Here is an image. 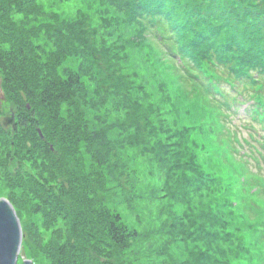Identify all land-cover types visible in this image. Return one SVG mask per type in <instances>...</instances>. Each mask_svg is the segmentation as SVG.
Here are the masks:
<instances>
[{
	"label": "trees",
	"instance_id": "trees-1",
	"mask_svg": "<svg viewBox=\"0 0 264 264\" xmlns=\"http://www.w3.org/2000/svg\"><path fill=\"white\" fill-rule=\"evenodd\" d=\"M247 2L237 9L218 0L169 2L170 8L160 5L159 12L146 6L141 14L128 12L137 36L121 37L123 21L113 26L110 21V41L100 44L87 17L48 22L42 30L54 40L56 52L41 62L32 42L39 25L29 27L40 7L34 0H0V90L16 94L23 106L19 125L8 106L7 124L17 130L12 137L17 151L27 148L29 159L40 166L36 174L19 176L20 156L9 154L12 141L0 127V154H8L5 181L13 194L19 190L24 212H42L44 230L58 218L65 229L54 231L47 244H41L37 232L22 236L31 259L37 262L43 253L48 264H135L138 258V264H264V175L249 171L244 148L247 144L251 153L264 148V7L253 11ZM147 31L163 47L160 60H169L175 72L174 81L155 82L160 105L145 99L138 84L143 77L132 61L136 56L145 63L155 60L151 51H142ZM64 55L78 58L80 66L77 74L63 71L62 80L57 67ZM101 64L108 79H101ZM81 76L93 84L92 92ZM175 83L181 93L207 99L196 124H187L175 110L180 108L174 104L180 94L172 93ZM21 91L24 97H18ZM90 93L98 96L92 104L99 125L85 119ZM108 95L117 96L124 128L134 135L121 137L122 127L117 136L109 133L115 121L104 108ZM148 114L155 122L145 137L154 142L149 147L141 143L139 153L165 171L169 200L184 205L180 214L169 205L163 210L158 248L144 245L149 240L140 222L134 226L136 219L129 220L131 226L117 206L122 203L132 213L141 200L136 199L142 195L140 177L123 149L125 143L132 147L142 141L138 120L150 123ZM234 118L239 124L234 122L231 133ZM240 128L246 137L239 135ZM217 137L221 144L214 143ZM13 194L10 201L18 207ZM154 213L159 216L157 209ZM172 245L180 246L182 260L173 257Z\"/></svg>",
	"mask_w": 264,
	"mask_h": 264
},
{
	"label": "rangeland",
	"instance_id": "rangeland-1",
	"mask_svg": "<svg viewBox=\"0 0 264 264\" xmlns=\"http://www.w3.org/2000/svg\"><path fill=\"white\" fill-rule=\"evenodd\" d=\"M193 0H34V2L40 7L41 11L38 15V17H33L31 19L32 23L29 27L31 28L32 26L39 25V30L37 32V37L35 39H32V42L34 44V52L37 58L43 62L44 57L47 54H52L56 52L55 48V42L51 37H47L44 35L43 26L47 25L48 22L53 23L55 20L59 21H64V22H71L73 19L78 18L79 16H82L84 18H88L90 20L91 24H88L92 30L95 32L97 35L95 41L97 44L102 43L103 41L105 43H109V31L112 32V28L110 27L113 24L118 23L121 24L120 21H123V27L118 30V34L123 37V35H128L131 38L134 36H137V33L134 32L135 29V23H134V18L130 17L128 15V12L135 11L138 14H141L143 12V8L146 6L148 9L153 8L157 12H159L158 7L162 5H166V10L170 8L169 2L177 3L179 5H184L187 2H190ZM220 3H223V6L225 4H232L234 5V8L237 9V7L240 6H245L247 0H218ZM251 5H253L254 10L253 11H261L258 10V8L264 7V0H250ZM237 6V7H236ZM161 10V9H160ZM47 16L46 18H44ZM13 18L16 20H19L20 15H15L13 12ZM111 21V25H110ZM260 22V21H259ZM37 30V29H36ZM35 31H33L34 33ZM50 38V39H49ZM31 41V39H30ZM143 42H146V48H142V51L144 49L145 51H151L153 56L155 57V60L152 63H145L144 59L142 56H136L135 60L132 59L135 69L139 75H142L143 78H141L138 81V84L141 85V92L142 94L145 95V99L148 101H154L155 103L153 104H158L161 101V95L157 91L156 88V83L160 80L163 81H174V75L175 72H173L172 69L169 68L170 66V61H163L160 60V55H163V47H161L160 44H158L154 38L153 35H150V32L147 31V40H143ZM37 45V46H35ZM63 61L59 67H57V73L60 79L65 80L63 76L61 75L63 71H67L71 74H77L79 71V64L80 60L76 57H70V55L67 57L64 55ZM160 60V61H159ZM101 74L102 77L101 79H108L107 76H104V70L105 67L101 64ZM167 75L168 79L165 78ZM81 80L85 81V85L88 91H93V84H91L85 77H80ZM178 83L173 84L175 86L174 91L172 93L177 94L179 92L180 94L177 96L175 100V105H179L178 113L181 114V117L184 122H187V124L193 125L196 124L201 120V115L203 114V107L207 105V99L205 98L204 95L200 94H194L191 96H187L184 93H181V87H178ZM1 86V83H0ZM181 86V85H180ZM1 89V88H0ZM21 97H24V94L22 91L20 94H18ZM97 95L96 94H89L87 96V101L88 104L86 107H84V113H85V119L89 122L90 125H99L98 120H96V116H93V114H97V110H95L94 105L92 102L97 100ZM117 96L113 95H108L106 102H105V107L107 110V114L110 118L111 121H115V128H110L109 133L112 136H117V133L119 132L120 127L124 129L122 132L121 137L127 138L129 135H134L135 132L131 128H127L126 124L122 123L125 117V112L122 110L121 105L119 102L116 101ZM8 101V102H7ZM115 103H114V102ZM7 102V103H6ZM26 104L24 102L22 105ZM189 107H187V105ZM4 105V106H3ZM11 106L13 109L14 115L16 116V123L21 122L20 116H22V111L23 109L21 107V102H19L16 94L9 95L3 94V91L0 90V127L4 128V131L6 134L8 133L10 141H12V137L14 134H16L17 130L14 128L13 125H8L7 122L9 121L11 114L9 112L8 106ZM160 105V104H158ZM7 107V108H6ZM91 107V110H90ZM10 108V107H9ZM65 108V106H63ZM180 110V111H179ZM101 113V111H100ZM119 115V116H117ZM63 117H65V114L63 113ZM93 118V120H92ZM180 116L176 114V120ZM147 119L150 123H147L144 125L143 120H138V123L140 124V136L142 138V141L139 144H135L132 147H129L127 143H125V148L123 149L124 155L127 156L128 160L130 163L132 162L135 168L136 175L140 177V180L138 179V183L142 188H139L142 190V195L139 198L136 199H141L140 201L137 200L135 204V210L136 212L128 213L125 209V206L120 203L118 206V209H120V212L123 213V215L128 217L129 219L127 220L128 223L131 225V222L133 223L134 226H136L139 222L138 228H144L142 229L143 231L146 232L147 234V239L149 241H145L144 245L147 246L148 242V247H153V248H158L160 245H155L157 241L156 237V232L158 231L159 223L163 221L165 218V210L166 207L172 206L171 207V212L174 211L177 214H180L181 211L184 208V205L182 203L177 202L175 198L172 200H169L167 197V194L165 192V187L164 185L166 184V178H165V171L161 169V167L157 164H155L152 160L148 159L144 155H141L139 153L141 146V143H144L149 147L154 141L151 138H146L145 134L148 131V127L154 126L155 118L153 117L152 114L147 115ZM96 120V121H95ZM206 120V118H204ZM234 122L239 124L237 119H233V123L230 130L231 133H234L235 131V126ZM101 126V125H100ZM227 130V135L229 134ZM16 131V132H15ZM241 136L246 137L247 133L240 128L239 130ZM29 141V139H28ZM140 141V140H139ZM214 143L221 144L220 142V137H217L214 141ZM27 147L30 148V143L27 142ZM51 149H53V146L50 145ZM244 148L246 150L245 153V158L248 159V168L251 173L255 174H262L264 175V161L260 157V155L257 152L251 153L250 150L248 149V145L244 144ZM264 150V148H263ZM84 152V150H82ZM27 148H23L22 152L17 151L15 148L14 142L12 141L10 143V153H18L19 154V159L21 161V165L18 168V173L19 176L24 177L27 174H36L35 170H40V166L35 167L33 164V161L29 159V155L26 153ZM243 152V150H241ZM251 153V154H250ZM8 154H0V199H6L9 200L11 203L10 197L12 196V188L10 187L4 177V161H6ZM252 156L258 157L259 163H257ZM84 157L86 158V162L89 161V155L87 153H84ZM201 160H205L204 156L200 157ZM6 163V162H5ZM129 163V164H130ZM261 165L262 169L258 170L257 165ZM148 190H151L149 193ZM15 198H18L20 195L19 190H16V194H13ZM17 205L13 206V202L11 203L12 206L14 207V210L20 220L21 224V230H22V236L24 239L29 237L30 234L33 235V232L38 233L39 240L41 241V244H47L52 238H53V232L56 230H59L63 233H65L64 229V222L58 218L55 223L53 224L52 228L44 230L42 228V212L38 210L37 208L34 210L32 214H29V212H24L23 205H22V200L23 199H17ZM138 203V204H137ZM163 203L164 205H161ZM173 203V204H172ZM121 205V206H120ZM137 205V208H136ZM120 206V208H119ZM159 206V209L157 208ZM40 209V208H39ZM158 210V215L154 213V210ZM164 210V211H163ZM170 210V209H169ZM20 211V213L18 212ZM174 212H172L174 214ZM164 213V216L162 214ZM152 214V215H151ZM151 217V220L150 218ZM131 222H130V221ZM140 220V221H139ZM142 221V223H141ZM149 221V222H148ZM148 223L150 224L149 227H147ZM165 224V222H164ZM131 225V226H133ZM153 230V233H155V236L151 235L150 230ZM26 236V237H25ZM161 236V235H159ZM164 236V233H163ZM22 239L21 245L25 251L26 259H30L34 264H48V260L46 259L45 255L43 253H39L38 257L36 258L35 262L33 259H31L27 253L26 247H25V242ZM23 242V243H22ZM143 246L142 248H144ZM171 250L174 251L172 254L173 257L176 260H182L181 255H183V252L180 249V246L177 245H172ZM133 252V251H131ZM142 253H144V250H141ZM149 254V251H148ZM147 254V255H148ZM134 257H137L135 253L131 254ZM146 254H144V259L147 257ZM151 254H149L150 256ZM143 259V258H142ZM149 259V258H146ZM151 259V256H150ZM22 258L19 256L17 259V264H22ZM138 258L135 262V264H138ZM153 264V263H152ZM167 264H170V262H167ZM171 264H174L171 262Z\"/></svg>",
	"mask_w": 264,
	"mask_h": 264
},
{
	"label": "water",
	"instance_id": "water-1",
	"mask_svg": "<svg viewBox=\"0 0 264 264\" xmlns=\"http://www.w3.org/2000/svg\"><path fill=\"white\" fill-rule=\"evenodd\" d=\"M41 136L40 130L37 129ZM22 230L20 220L9 200L0 199V264H17L20 256L22 264H34L26 259L21 245Z\"/></svg>",
	"mask_w": 264,
	"mask_h": 264
}]
</instances>
